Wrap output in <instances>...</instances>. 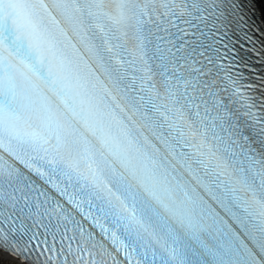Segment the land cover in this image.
I'll return each instance as SVG.
<instances>
[{"label":"bare ground","instance_id":"bare-ground-1","mask_svg":"<svg viewBox=\"0 0 264 264\" xmlns=\"http://www.w3.org/2000/svg\"><path fill=\"white\" fill-rule=\"evenodd\" d=\"M262 2L264 4V0H262ZM0 264H18V263L7 257L0 255Z\"/></svg>","mask_w":264,"mask_h":264}]
</instances>
